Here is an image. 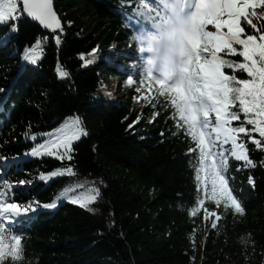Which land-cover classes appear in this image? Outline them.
<instances>
[{"label":"trees","instance_id":"1","mask_svg":"<svg viewBox=\"0 0 264 264\" xmlns=\"http://www.w3.org/2000/svg\"><path fill=\"white\" fill-rule=\"evenodd\" d=\"M53 3L62 33H46L21 14L11 40L4 44L0 39V88L6 90L0 97L8 96L0 117V154L8 159L27 155L26 164H13L5 173L16 185L12 198L58 205L38 209L22 236L23 260L9 257L4 264H264V151L246 142L255 168L230 158V186L245 214L225 213L209 199L205 207L220 215L213 229L203 210L191 216L200 194L194 142L173 119L175 109L170 98L160 95L161 83L149 79L158 90L147 99L138 90L126 89L123 100L108 93L107 77L141 82L140 71L122 70L118 64L133 62L125 53L136 36L131 24L155 21L151 0ZM242 26L246 34L255 31L243 19ZM7 35L8 26L0 24V38ZM37 45L38 62L21 67L24 51ZM96 48L99 58L87 64ZM226 58L242 62L238 56ZM57 67L69 75L60 78ZM75 117L87 135L73 142L71 160L28 156ZM62 168L73 172L39 180L41 172ZM25 180L31 183L20 186ZM94 188L100 195L88 206L92 211L68 204L64 195L71 189V196L88 197Z\"/></svg>","mask_w":264,"mask_h":264},{"label":"snow or ice","instance_id":"2","mask_svg":"<svg viewBox=\"0 0 264 264\" xmlns=\"http://www.w3.org/2000/svg\"><path fill=\"white\" fill-rule=\"evenodd\" d=\"M193 2L196 8L195 24L185 79L176 84H161L159 93L170 98L171 106L175 109L173 119L178 120V127L184 128L186 135L194 142L191 152L197 158L195 179L200 194L195 207L191 209V216L196 217L203 210L205 220L210 217L219 220L220 215L216 211L205 207L209 199L217 209L243 216L245 207L230 186L229 161L234 158L243 161L245 167H257L249 157L248 140L264 151V24L258 26L254 23V19L264 21V0ZM23 13L53 33L64 31L61 19L53 8V0H0V24L9 28V35L0 38L4 44L11 40L12 33L18 31L14 22ZM242 19L255 30L253 34H246ZM209 25L215 30L209 31ZM255 33H259V36ZM55 43L61 44L59 35L55 36ZM38 48L39 45L26 49L23 60L35 65L39 59ZM98 52L99 48H96L86 63H94L99 58ZM228 56L241 57L242 62L226 58ZM225 68L232 69L233 73H246L248 78L226 74ZM56 71L62 79L69 75L61 67H57ZM128 83L135 85L137 81L129 79ZM5 91L0 88V93ZM234 121L241 123L234 126ZM256 133L261 139L256 138ZM86 135L79 117L71 118L58 130L55 139L33 147L30 155L71 160L73 142ZM7 159L0 154V161ZM65 172L72 174L73 170L62 168L47 175L41 172L39 180L46 182L52 177L63 176ZM29 183L19 181L20 186ZM249 183L255 186L251 177ZM11 189L12 183L0 181V264H4L9 257L14 262L23 260L22 235L14 231L21 221L41 207L56 209L58 206L55 201L42 205L38 201L16 202ZM71 191L69 189L64 193L67 199L89 211L92 209L88 206L100 195L99 188H94V195L88 197L71 196ZM211 228H217L216 222L211 224Z\"/></svg>","mask_w":264,"mask_h":264},{"label":"rangeland","instance_id":"3","mask_svg":"<svg viewBox=\"0 0 264 264\" xmlns=\"http://www.w3.org/2000/svg\"><path fill=\"white\" fill-rule=\"evenodd\" d=\"M174 16H176V12H178L177 9L174 10ZM194 28V27H193ZM193 28L191 30L188 31V35H192L193 33ZM208 30L209 31H214V27L212 25L208 26ZM125 53H128L127 55H129V58L133 60V63L124 65L122 67V69H125L127 66H130L131 69H135L137 70V63H135V60L138 59V57H140L141 59H143V55L142 54H134L131 49L128 47V49L125 51ZM105 55V54H103ZM129 80H127L126 82H124L123 80H121L118 77H107L105 78V82H106V87L108 88V90L111 92V94H113L118 100H123V94L124 91L126 89L129 90H135V91H139L140 92V96L142 99H147L148 94L149 95H153L154 94V85L152 83H149L148 80L143 79L141 82H137L135 85L129 84L128 83ZM138 103V100H137ZM208 220H210V226L213 222H216V218L215 217H210L208 218Z\"/></svg>","mask_w":264,"mask_h":264},{"label":"clouds","instance_id":"4","mask_svg":"<svg viewBox=\"0 0 264 264\" xmlns=\"http://www.w3.org/2000/svg\"><path fill=\"white\" fill-rule=\"evenodd\" d=\"M176 58L178 61H182L186 58L187 44L184 41L183 34L179 33L175 41ZM182 64H179L175 69L173 79L182 82L185 79V73L181 71Z\"/></svg>","mask_w":264,"mask_h":264},{"label":"water","instance_id":"5","mask_svg":"<svg viewBox=\"0 0 264 264\" xmlns=\"http://www.w3.org/2000/svg\"><path fill=\"white\" fill-rule=\"evenodd\" d=\"M21 6H22V4H21ZM53 8H54V10H55V5H54V3H53ZM55 11H56V10H55ZM24 17H25L26 19H29V20H30L32 23H34L35 25L39 26L44 32H46V33H52L51 30L43 28V26L40 25L38 21H34V20H32V18L27 17L26 13H24Z\"/></svg>","mask_w":264,"mask_h":264}]
</instances>
